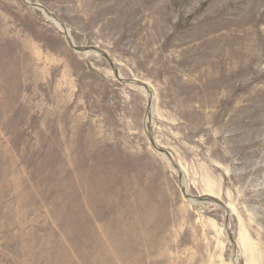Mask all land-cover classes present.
I'll return each mask as SVG.
<instances>
[{
    "label": "rangeland",
    "instance_id": "1",
    "mask_svg": "<svg viewBox=\"0 0 264 264\" xmlns=\"http://www.w3.org/2000/svg\"><path fill=\"white\" fill-rule=\"evenodd\" d=\"M0 264H264V0H0Z\"/></svg>",
    "mask_w": 264,
    "mask_h": 264
},
{
    "label": "bare ground",
    "instance_id": "2",
    "mask_svg": "<svg viewBox=\"0 0 264 264\" xmlns=\"http://www.w3.org/2000/svg\"><path fill=\"white\" fill-rule=\"evenodd\" d=\"M51 20L57 25V26H59V24H58V22L57 21H55L54 19H52L51 18ZM61 28V27H60Z\"/></svg>",
    "mask_w": 264,
    "mask_h": 264
},
{
    "label": "water",
    "instance_id": "3",
    "mask_svg": "<svg viewBox=\"0 0 264 264\" xmlns=\"http://www.w3.org/2000/svg\"><path fill=\"white\" fill-rule=\"evenodd\" d=\"M58 24H59V23H58ZM59 27H61V25H60V24H59ZM61 28H62V27H61ZM90 51H94V50H89V52H90ZM132 83H133V82H132Z\"/></svg>",
    "mask_w": 264,
    "mask_h": 264
}]
</instances>
